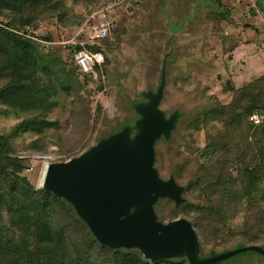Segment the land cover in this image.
<instances>
[{
    "label": "trees",
    "instance_id": "trees-1",
    "mask_svg": "<svg viewBox=\"0 0 264 264\" xmlns=\"http://www.w3.org/2000/svg\"><path fill=\"white\" fill-rule=\"evenodd\" d=\"M156 1L115 0L118 7L111 18L118 26L114 41L107 37L83 46L49 49L42 41L51 42L52 36L34 33L40 22L55 21L68 29L71 37L92 12L105 8L109 1H102L86 15H77L64 0H0V105L34 113L0 133V264H189L185 256L149 261L135 247L112 249L99 244L67 200L42 187L34 188L21 175L24 161L14 153L13 140L18 134L39 135L56 125L46 114L57 106L59 96L72 94L80 84L94 83L102 90L108 54L123 33L125 15L148 11ZM209 1L213 9L206 18L212 30L221 34L223 53H229L235 43L224 32L233 24V1ZM256 6L264 7V1ZM80 49L104 55L103 64L95 68L96 79L82 73L72 60V52ZM226 83L229 100L201 110L189 122L190 129H205L203 146H195L189 134L187 143L182 142L175 151L178 165L170 177L182 188L180 202L163 199L172 201L173 217L181 214L190 222L197 241L199 237L214 242L226 228L227 236L220 239L241 237L252 243L264 227V121L254 125L249 116L264 115V73L240 86ZM145 93L142 96L147 101ZM136 107H131L135 120L118 126L114 134L134 126L140 116ZM171 116L175 118L173 128L168 137L160 136L163 140L172 138L183 113L174 111L164 118ZM110 135L113 132L106 136ZM236 218L239 222L234 225ZM73 234H83L82 240L71 242L74 258L65 251V239ZM236 244L234 249L256 245ZM258 246L264 250V243Z\"/></svg>",
    "mask_w": 264,
    "mask_h": 264
},
{
    "label": "rangeland",
    "instance_id": "rangeland-1",
    "mask_svg": "<svg viewBox=\"0 0 264 264\" xmlns=\"http://www.w3.org/2000/svg\"><path fill=\"white\" fill-rule=\"evenodd\" d=\"M64 1L77 15H86L102 1H109L104 7H112L111 16L118 7L114 5L115 0H93L96 4L89 3L90 0ZM103 9L92 12L88 18ZM212 9L209 0H157L148 11H140L134 16L125 15L123 33L119 34V42L113 44L108 54L102 90H97L94 83L80 84L72 94L59 96L57 106L46 114L55 122L54 127L39 135L21 132L14 138V153L24 161L21 175L34 188H41L48 165L80 155L99 140L107 138L108 133L114 134L118 126L134 121L137 115L131 107L145 104L142 94L155 92L163 77L160 110L166 118L174 111L183 113L172 138H160L154 144V167L161 179H168L178 165L175 151L182 142L187 143L189 134L193 136L195 146H203L205 129H190L189 122L201 110L229 100L230 95L226 91V82L231 83L229 74L234 79V84H231L240 86L264 72V45L261 48L258 45L244 46L246 50L236 53V57L243 58L246 68L233 61L227 69H221L228 56L215 44L216 41L219 43L221 34L212 30L206 18ZM117 26L118 23L109 37L110 41L116 38ZM34 33L52 36L51 42L42 41L49 49H64L65 46L59 43L70 37L68 29L55 21L40 22ZM258 49V58L252 57L251 60V52ZM4 109L7 112H3ZM32 115L33 112L23 113L0 105V133L9 131L20 120ZM131 130L135 132L134 127ZM32 141L34 145H31ZM232 174L236 175V169H232ZM171 209L172 201L169 199L160 198L154 204L156 216L163 223L183 217L181 214L173 217ZM238 222L237 218L233 220L234 225ZM224 234H228L226 228L214 242L202 241L198 237L197 258H207L213 255L210 254L213 251L217 254L232 250L239 242L264 243V227L259 239L252 243L241 237L220 239ZM82 238L83 234H73L72 238L65 239L68 255L76 256L71 242ZM222 263L264 264V257L245 251Z\"/></svg>",
    "mask_w": 264,
    "mask_h": 264
},
{
    "label": "water",
    "instance_id": "water-1",
    "mask_svg": "<svg viewBox=\"0 0 264 264\" xmlns=\"http://www.w3.org/2000/svg\"><path fill=\"white\" fill-rule=\"evenodd\" d=\"M163 88L162 77L155 92L145 93L147 101L136 107L134 133L125 127L76 157L51 163L42 188L67 200L99 244L135 247L149 261L185 256L189 264H214L245 251L264 257L260 246L247 245L198 259L199 244L187 219L157 220L156 201L179 203L182 190L154 167V144L169 136L175 119L166 120L159 109Z\"/></svg>",
    "mask_w": 264,
    "mask_h": 264
},
{
    "label": "crops",
    "instance_id": "crops-1",
    "mask_svg": "<svg viewBox=\"0 0 264 264\" xmlns=\"http://www.w3.org/2000/svg\"><path fill=\"white\" fill-rule=\"evenodd\" d=\"M234 9H233V24L228 26L227 30L224 32L226 36L230 37V40L234 41V47L231 52L226 53V55H230L223 63L221 69H227L228 64L236 61L242 64L245 67V61L243 58L236 57V53L242 49L246 50L248 45H258L260 48L264 45V7L259 8L256 6V3L264 0H232ZM216 45L219 50L222 49L220 39ZM246 46V47H244ZM259 48V49H260ZM256 50V52H251V60L252 57L258 58L260 50ZM222 59V58H221ZM227 72V71H225ZM264 73V72H263ZM229 74V73H228ZM261 75V74H260ZM233 81V77L230 76Z\"/></svg>",
    "mask_w": 264,
    "mask_h": 264
},
{
    "label": "built area",
    "instance_id": "built-area-1",
    "mask_svg": "<svg viewBox=\"0 0 264 264\" xmlns=\"http://www.w3.org/2000/svg\"><path fill=\"white\" fill-rule=\"evenodd\" d=\"M110 8L112 7H106L91 15L73 36L61 40L59 44L75 47L92 43L97 39L109 38L116 27V23L111 18ZM71 58L82 73H90L94 79L97 78L95 68L100 67L104 62V55L101 52L86 49L74 50ZM249 121L258 125L264 121V115L252 113Z\"/></svg>",
    "mask_w": 264,
    "mask_h": 264
}]
</instances>
